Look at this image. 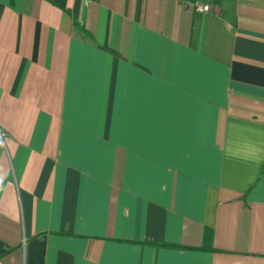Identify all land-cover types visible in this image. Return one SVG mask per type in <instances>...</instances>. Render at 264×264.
<instances>
[{
  "label": "crops",
  "instance_id": "crops-1",
  "mask_svg": "<svg viewBox=\"0 0 264 264\" xmlns=\"http://www.w3.org/2000/svg\"><path fill=\"white\" fill-rule=\"evenodd\" d=\"M0 264H264V0H0Z\"/></svg>",
  "mask_w": 264,
  "mask_h": 264
},
{
  "label": "built area",
  "instance_id": "built-area-1",
  "mask_svg": "<svg viewBox=\"0 0 264 264\" xmlns=\"http://www.w3.org/2000/svg\"><path fill=\"white\" fill-rule=\"evenodd\" d=\"M199 10H207L208 9V5H205V6H203V7H201V8H198Z\"/></svg>",
  "mask_w": 264,
  "mask_h": 264
}]
</instances>
